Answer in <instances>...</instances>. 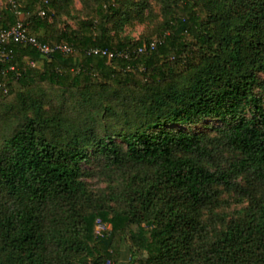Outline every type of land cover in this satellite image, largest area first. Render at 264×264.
Listing matches in <instances>:
<instances>
[{
    "label": "trees",
    "instance_id": "obj_1",
    "mask_svg": "<svg viewBox=\"0 0 264 264\" xmlns=\"http://www.w3.org/2000/svg\"><path fill=\"white\" fill-rule=\"evenodd\" d=\"M159 1V43L131 60L88 53L144 45L110 34L122 0H93L77 28H61L59 0L0 6V29L24 18L42 43L74 49L46 57L11 44L0 63V99L18 90L22 111L0 127V264H122L125 248L126 264H264V196L237 184L248 176L264 190V0ZM208 120L238 155L224 166L192 129ZM91 158L110 193L89 189ZM218 188L246 195L244 217L202 219Z\"/></svg>",
    "mask_w": 264,
    "mask_h": 264
},
{
    "label": "rangeland",
    "instance_id": "obj_2",
    "mask_svg": "<svg viewBox=\"0 0 264 264\" xmlns=\"http://www.w3.org/2000/svg\"><path fill=\"white\" fill-rule=\"evenodd\" d=\"M60 4L64 6V13L57 14V19L60 21L61 28L67 23L77 28L75 19L88 18L90 13V7L93 5V0H59ZM126 4V16L123 22L119 26L114 23L110 24V34L117 36L125 42L147 44L148 41L158 40V32L162 27L165 19V14L162 5L159 0H122ZM6 1H1L0 6L5 7ZM187 79L188 76H185ZM184 80H181L182 84ZM260 81L264 85V73L260 74ZM44 89L49 91V86L44 84ZM17 91L7 96L4 99H0V127L2 125L3 117L8 115L7 112L22 114L19 101L17 98ZM264 94V89L258 90ZM50 93V92H48ZM27 96V94H25ZM68 97V96H66ZM66 106L71 107L74 105V100L67 98ZM59 103L58 98L54 96L50 103H44V108L50 112L52 107H57ZM12 111V112H13ZM32 115V113H30ZM219 121L208 120L202 124H198L192 127L196 131L201 132L208 136V145L214 151L211 165L224 166L226 163L236 159L237 153L230 151L221 144L220 137L215 132L214 128L220 126ZM209 126V127H208ZM213 128V129H211ZM101 161L96 158H91L90 161L84 165L86 173L90 175L85 178L86 183L90 190L94 193L102 194L110 193L112 191L113 184L107 182L104 177L95 174L101 166ZM237 184L239 188L252 192L258 197L264 196V190L262 186L254 179L244 176L241 177ZM237 190H224L218 188V195L215 198L212 206L205 211H202V219L206 222L215 221L217 217L224 218L227 222L233 219H241L245 216L247 207L249 205L246 195ZM103 227L98 225L96 232L99 233ZM148 229V228H147ZM150 241V235L148 234L139 246V256L145 258L147 256L148 243ZM124 254L120 258V263L126 264L129 257L127 248L124 250Z\"/></svg>",
    "mask_w": 264,
    "mask_h": 264
},
{
    "label": "built area",
    "instance_id": "obj_3",
    "mask_svg": "<svg viewBox=\"0 0 264 264\" xmlns=\"http://www.w3.org/2000/svg\"><path fill=\"white\" fill-rule=\"evenodd\" d=\"M5 1L13 7L16 6V0ZM18 14L20 15V13ZM158 43V40H154L150 43L138 46L137 48L124 50L96 47L88 51V53L91 55L101 56L109 60L117 58L131 60L133 57H138L153 51ZM11 44L33 47L46 57L55 52L70 55L74 51V49L69 45L60 44L50 46L46 43H42L35 36L31 35L24 22V18L19 19L15 25L8 29H0V63H5L10 60L12 50H9L8 47ZM11 69H14V67H11Z\"/></svg>",
    "mask_w": 264,
    "mask_h": 264
}]
</instances>
